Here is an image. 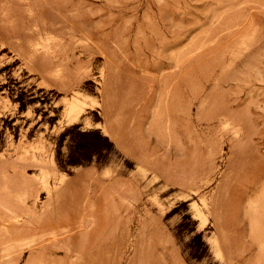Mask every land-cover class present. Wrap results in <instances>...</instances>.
<instances>
[{
	"label": "rangeland",
	"instance_id": "rangeland-1",
	"mask_svg": "<svg viewBox=\"0 0 264 264\" xmlns=\"http://www.w3.org/2000/svg\"><path fill=\"white\" fill-rule=\"evenodd\" d=\"M0 1V214L6 181L40 176L24 150L54 155L49 184L67 179L51 199L33 182L39 205L0 226V264H264V0ZM39 42L64 46L48 69L72 68L90 127L58 132L68 92L31 71ZM194 183L213 199L204 224Z\"/></svg>",
	"mask_w": 264,
	"mask_h": 264
},
{
	"label": "bare ground",
	"instance_id": "bare-ground-1",
	"mask_svg": "<svg viewBox=\"0 0 264 264\" xmlns=\"http://www.w3.org/2000/svg\"><path fill=\"white\" fill-rule=\"evenodd\" d=\"M10 1V0H9ZM3 2H6L5 0H3ZM7 2H8V0H7ZM29 3V2H28ZM3 3H1V1H0V5H2ZM6 4L7 3H5V4H3L4 6H6ZM8 4H9V2H8ZM31 4V3H30ZM8 6V5H7ZM10 6V5H9ZM7 8V7H6ZM9 8H7V10H8ZM33 9V8H32ZM6 9H4L3 7H2V11H4V13H6V11H7ZM28 11V10H27ZM32 12V11H31ZM32 16H33V14H32ZM29 18H30V16H29ZM36 20V19H35ZM33 21V20H32ZM38 21V20H37ZM39 22V21H38ZM34 24V23H33ZM46 24V23H45ZM54 24V23H53ZM41 25V23H36L34 26L35 27H37V26H40ZM54 25H56V23L54 24ZM74 25V23L72 24V26ZM43 26V25H42ZM78 26V25H77ZM70 28V27H69ZM72 28V27H71ZM82 28V27H81ZM80 28V29H81ZM31 29H33L32 27H31ZM44 29H45V27H44ZM50 29H52V28H50ZM49 29V30H50ZM42 30H43V27H42ZM46 30H47V28H46ZM48 30V32H50ZM53 30V29H52ZM84 30V29H83ZM87 30V29H86ZM32 31V30H31ZM40 31V30H39ZM44 31V30H43ZM70 31V30H69ZM81 32H83V31H81ZM31 33V32H30ZM33 33V32H32ZM31 33V34H32ZM36 33H38V32H36ZM51 33V32H50ZM39 34V33H38ZM41 34V33H40ZM49 34V33H48ZM84 34H86V33H84ZM34 35V34H33ZM51 35V34H50ZM53 35V34H52ZM71 35V34H70ZM77 35V34H76ZM75 35V36H76ZM81 35V34H80ZM89 35V34H88ZM88 35H86V36H88ZM39 36V35H38ZM47 36V35H46ZM58 36V35H57ZM57 36H56V38H57ZM66 36V35H65ZM69 36V35H68ZM72 36H73V34H72ZM74 36V37H75ZM40 37V36H39ZM41 37H42V34H41ZM52 37V36H51ZM1 38V37H0ZM46 38V37H45ZM52 38H55V37H52ZM55 38V40L56 41H58L57 39H59L60 41H61V39H60V37L59 38H57L56 39ZM72 38V37H71ZM71 38H69V41H70V39ZM80 38H82V37H80ZM86 38H88V37H86ZM85 38V39H86ZM90 38V37H89ZM36 39V38H35ZM63 39H65V38H63ZM62 39V40H63ZM74 39L75 38H73L72 40H73V42H74ZM83 39H84V37H83ZM84 39V40H85ZM6 40V39H5ZM30 40V39H29ZM37 40V39H36ZM45 41L46 39H44V38H42V41ZM48 40V39H47ZM52 40H54V39H52ZM76 40H77V38H76ZM89 40V39H88ZM87 40V41H88ZM2 41V40H1ZM38 41V40H37ZM55 41V42H56ZM65 41V40H64ZM78 41V40H77ZM76 41V42H77ZM7 42V41H6ZM31 42H32V39H31ZM54 42V41H53ZM84 42H86V41H84ZM240 42V41H239ZM65 43V42H64ZM69 43V42H68ZM71 43H72V41H71ZM0 44H1V42H0ZM4 44V42H2V46H4L5 47V45H3ZM7 44V43H6ZM10 44V43H9ZM53 44V43H52ZM61 43L59 42H57L56 44H54V45H51L50 43H47V42H39V43H37V44H35L34 45V47H33V50H32V54H29L28 53V55L29 56H33V59H31L30 58V62H33V63H35V66H32L33 67V69L31 70V71H33L34 73L36 72V73H38L41 77H42V82H41V85H42V87H48V89H49V87H54V84H53V82H51L50 80H48V79H50V78H55V79H59L61 82H62V84L60 85L61 87H59L60 88V90H62L63 92H65L66 94H67V92H68V95H67V98H66V100H65V104H64V109H63V115H62V117H61V119H60V122H59V126H58V132L60 131V130H64V129H66V128H68V127H72V126H75V125H77L78 123H80L82 120H84V121H87L86 123H87V125H88V127H90L92 124L88 121V118H87V112H89L88 111V109H90V108H94L95 107V104L94 103H90L89 101H88V99L85 97V95L81 92V88H83V86L84 85H79L78 87H75V88H73V87H71L72 85H74V83H76L74 80H72V79H69L68 78V76H67V74L71 71L70 69H72V68H70V67H68L67 66V68H70L69 70V72L66 74V72H67V68H65L64 67V64H63V67L61 66V64H59V62L57 63L59 66H61V67H58V69L57 68H55L56 70L52 73V72H49V70L50 69H48L49 68V66H51L52 64H54V60L56 59H60V57H61V52H64V50L65 49H63V47L64 46H62V45H60ZM87 44V43H86ZM25 45V44H24ZM29 45H31V44H29ZM67 46V45H66ZM71 46V45H70ZM77 46V45H76ZM250 46V45H249ZM3 47V48H4ZM7 47H8V45H7ZM24 48H26V46H24ZM28 48V47H27ZM31 48V47H30ZM11 49V48H10ZM14 49H12V51H13ZM28 50H29V48H28ZM15 51V50H14ZM27 51V50H26ZM26 51H24L26 54H27V52ZM68 51H70V49L68 50ZM66 52V51H65ZM16 53H18V52H16ZM19 53H20V51H19ZM18 53V54H19ZM26 54H20V56L22 55V56H25ZM67 54V53H66ZM28 55H26V56H28ZM63 55V54H62ZM29 56H28V58H29ZM74 56V55H73ZM19 57V56H18ZM68 57V56H67ZM66 57V58H67ZM22 59H27V58H24V57H22ZM78 59V58H77ZM65 60V59H64ZM67 60H68V58H67ZM74 60V59H73ZM72 60V61H73ZM27 61L29 62V59L28 60H26V63H27ZM66 61V60H65ZM30 62L28 63V64H30ZM57 62V61H56ZM70 62V61H69ZM25 63V64H26ZM32 63V64H33ZM39 63V64H38ZM83 63V62H82ZM36 64L38 65L37 67H36ZM70 65V64H69ZM26 66L28 67V65L26 64ZM73 66V65H72ZM32 67H30V68H32ZM57 67V66H56ZM76 67V66H75ZM105 67V66H104ZM29 68V69H30ZM81 69H82V67H80ZM84 68V67H83ZM53 69V68H52ZM65 69H67V70H65ZM76 70H77V68H75ZM112 69V68H111ZM65 70V71H64ZM104 70V69H103ZM107 70H108V68H107ZM52 71V70H51ZM74 70H72V74H70V75H73V72ZM83 71H84V69H83ZM109 71V70H108ZM80 72H81V70H80ZM84 72H87V70L86 71H84ZM83 72V73H84ZM103 71H101V73H102ZM106 73H107V71H105ZM32 73V72H31ZM35 73V74H36ZM79 73V72H78ZM90 73V72H89ZM76 74V73H75ZM80 74H82V72L81 73H79L78 74V76L80 75ZM109 74V73H108ZM84 75V74H83ZM85 75H86V73H85ZM103 77H105V73L103 72V74H101ZM109 75H111V74H109ZM88 77H89V75H87ZM74 77V76H73ZM107 77V76H106ZM105 77V78H106ZM82 80V82H83V78H81ZM86 80V79H85ZM104 80V79H103ZM105 81H106V79H105ZM108 82V81H107ZM56 83V82H55ZM101 83H103V82H101ZM106 83V82H105ZM57 84V83H56ZM80 84V83H79ZM99 84V83H98ZM58 85V84H57ZM57 85H56V87H57ZM105 85V84H104ZM56 87H54V88H56ZM70 92V93H69ZM7 101V100H6ZM106 104H108L107 102H106ZM6 106V105H5ZM105 106V105H104ZM109 106V105H108ZM106 107V106H105ZM102 108H103V106H102ZM107 108H109V107H107ZM104 110V109H103ZM1 114V113H0ZM5 114V113H4ZM28 116H31V115H33V110H30L28 113ZM108 117V116H107ZM109 120V119H108ZM222 122V121H221ZM233 124V122H231L230 121V119H229V121L227 120H225L224 119V122L222 123L223 125H224V127H230V126H232V124ZM237 125V124H236ZM234 126V125H233ZM102 127V129H103V132L106 134V135H108L109 137H111L113 140H116V136H115V134H114V132H113V125L112 124H100V128ZM223 127V128H224ZM235 128V127H234ZM237 128V127H236ZM235 128V133H234V131H233V128L232 127H230V129H232V131H233V133L235 134V135H239V132L241 133V131L239 130L240 129V126H239V128L238 129H236ZM229 129V130H230ZM225 130H228L227 128H225ZM241 130H243V128H241ZM55 131V130H54ZM117 144H119L118 142H117ZM40 150V149H39ZM49 152V151H48ZM29 159V160H28ZM18 160H20V162L22 161V160H24V161H26V160H28L29 161V163L31 162V163H35L37 166H39V169L38 170H40V176L38 177V178H36V177H32L33 179H31V177H28V175L27 174H25L24 173V180H25V186L26 187H24V190H18V191H13V190H10L9 189V182H7L6 180L8 179V175H5V177H4V182H5V184H4V186H3V189H4V191L5 192H7V194H8V196H9V199H8V201L3 205V209L4 210H2V212H1V214H0V226L3 228V229H5V230H8L12 225H14V224H19V223H22L27 217V214L26 213H20V214H18V212H19V207H20V205L22 204V205H27L26 203L27 202H29L30 200H31V198H34V199H32V200H35V201H33L34 202V206H36V204H38V202H39V200H40V192H39V194H37L36 196H34V193L36 194V192H34L33 191V188L35 187V185L33 184V182L34 181H38L37 179H41V185L39 186L40 187V189L41 190H43V191H45L48 195H49V199H51L50 197H53L54 195H55V193H56V191L66 182V176H64V175H61V176H59L57 179H56V181H55V183L52 185V184H49L48 182L50 181L49 179V181H47L46 180V177H47V175L49 174V172L51 171V170H55V166H56V160H55V157H54V155L52 154V153H50V154H48L47 153V150H45L44 149V147L42 146V148H41V150L40 151H38V153L36 152V150L35 151H33V152H31V151H29V150H24V155H20L19 156V158H18ZM32 160V161H31ZM7 160H5V162H6ZM7 162H9V161H7ZM23 162V161H22ZM25 163H28L27 161L25 162ZM144 164V163H143ZM25 165V164H24ZM30 167V166H29ZM28 167V168H29ZM148 168V167H147ZM26 171V170H25ZM26 173H27V171H26ZM51 174V173H50ZM53 175V174H52ZM49 178V177H48ZM51 178V177H50ZM40 182V181H39ZM193 182V181H192ZM33 185H34V187H33ZM194 186H196V184L194 183L193 184ZM38 186V185H37ZM37 186L34 188V190L36 191L37 190ZM200 185H197L196 186V189H195V187H194V189L192 190L193 191V193L192 194H189V196L191 197V196H193V195H197V197H198V199H197V201H195L193 204H192V209L194 210V217L195 218H197L201 223L200 224H204L207 220H206V212H210L212 209H213V199H212V195L210 196V195H201V191H200V187H199ZM187 188V187H186ZM188 189V188H187ZM190 189V188H189ZM30 199V200H29ZM189 199V198H188ZM188 199H185V200H183V201H187ZM259 199V198H258ZM29 200V201H28ZM261 200V201H260ZM259 200V205H260V202L262 203V198ZM14 203H16V206H14ZM39 205V204H38ZM258 205V204H257ZM44 206V205H43ZM252 206V205H251ZM261 207H262V205H260ZM259 206V208H261ZM252 207H254V206H252ZM251 207V208H252ZM258 207V206H257ZM256 211L258 210V208H254ZM252 210V209H251ZM213 211V210H212ZM211 211V212H212ZM260 212H262V209L260 210ZM215 213V212H214ZM215 216V215H214ZM263 217H264V213H263V215H262ZM208 217V216H207ZM253 221V220H252ZM215 222H217V221H215ZM253 223V222H252ZM262 225H264V224H262ZM256 226V225H255ZM257 233H258V230H257ZM259 235V234H258ZM220 238H218V236H215V237H213L212 238V241H211V245H212V251H213V253L215 254V256L216 257H218L219 259H221V260H224L223 259V248H222V245H221V242H222V240H221V242H220V240H219ZM223 243V242H222ZM223 247H225V249H226V246L224 245ZM226 258V257H225ZM227 259V258H226Z\"/></svg>",
	"mask_w": 264,
	"mask_h": 264
}]
</instances>
